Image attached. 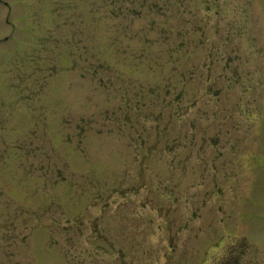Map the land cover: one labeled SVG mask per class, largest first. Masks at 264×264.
Masks as SVG:
<instances>
[{
	"label": "rangeland",
	"instance_id": "obj_1",
	"mask_svg": "<svg viewBox=\"0 0 264 264\" xmlns=\"http://www.w3.org/2000/svg\"><path fill=\"white\" fill-rule=\"evenodd\" d=\"M264 258V0H0V264Z\"/></svg>",
	"mask_w": 264,
	"mask_h": 264
},
{
	"label": "flooded vegetation",
	"instance_id": "obj_2",
	"mask_svg": "<svg viewBox=\"0 0 264 264\" xmlns=\"http://www.w3.org/2000/svg\"><path fill=\"white\" fill-rule=\"evenodd\" d=\"M229 252L227 254H225V257L227 258L226 261H224L222 264H245V263H241L240 261V255L238 257L235 256H228ZM251 264H264V258H253Z\"/></svg>",
	"mask_w": 264,
	"mask_h": 264
}]
</instances>
